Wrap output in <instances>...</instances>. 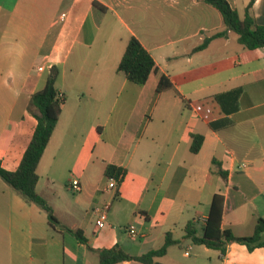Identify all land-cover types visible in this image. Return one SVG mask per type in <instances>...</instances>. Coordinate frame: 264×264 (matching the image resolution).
Wrapping results in <instances>:
<instances>
[{"label": "crops", "instance_id": "crops-1", "mask_svg": "<svg viewBox=\"0 0 264 264\" xmlns=\"http://www.w3.org/2000/svg\"><path fill=\"white\" fill-rule=\"evenodd\" d=\"M228 1L244 18L251 0ZM121 14L132 21L127 40L116 50L108 42L96 46L107 16L124 24ZM250 14L264 25V0H255ZM165 20L170 25L160 23ZM145 24L150 28L141 31ZM224 31L221 13L201 0H0L2 167L18 169L38 124L30 99L57 66L65 103L38 166L37 193L62 225L83 231L94 251L119 247L141 257L172 234L177 243L156 259L162 264H264V246L232 243L222 254L186 233L192 223L203 235L215 194L225 197L222 228L236 236H252L264 219V49H246L232 31L215 37ZM132 36L158 68L142 86L118 72ZM96 50L102 55L88 62ZM110 55L114 62L105 61ZM162 75L174 88L157 93ZM238 88L239 109L217 131L183 102ZM194 134L204 136L197 154L191 152ZM110 164L127 170L119 196L105 176ZM74 180L78 193L70 189ZM105 207L109 221L98 230L96 209ZM0 264L100 260L72 235L54 231L42 209L0 178Z\"/></svg>", "mask_w": 264, "mask_h": 264}, {"label": "trees", "instance_id": "trees-1", "mask_svg": "<svg viewBox=\"0 0 264 264\" xmlns=\"http://www.w3.org/2000/svg\"><path fill=\"white\" fill-rule=\"evenodd\" d=\"M201 1L217 9L223 17L226 31L217 34L215 37H223L228 31H232L238 36L239 43L246 49H264V25L257 24L250 14L255 0L250 1L244 18L240 17L238 11L228 0ZM94 6L102 11L106 10L97 2L94 3ZM209 42V39L206 40L197 50L205 49ZM154 71H158V68L153 57L139 39L132 36L118 66V72L124 74L130 83L142 86L147 83L151 73ZM59 77L60 69L57 66L52 67L45 87L32 95L28 110L38 121L34 135L16 171H7L2 167L0 161V178L28 203L42 209L47 214L49 226L54 231L68 233L79 244L86 246L90 251L98 253L100 264H119L124 261H137L141 264H162L156 259L165 256L169 247L177 243L173 239L172 234L166 236V241L160 249L152 250L141 257L130 256L119 247L94 251L89 246L88 239L83 231L72 230L62 225L55 216L50 204L37 193L39 182L38 166L57 127L62 114L63 104L65 103L64 95L60 94L56 87ZM173 88L174 85L170 79L162 75L156 91L161 93ZM242 91L241 88H238L202 100L183 99V102L188 109L195 110L200 118L207 121L210 127L217 131L230 124V120L226 117L238 111ZM203 142L204 136L192 135L191 152L193 154L199 153ZM214 164L220 166L217 162H214ZM126 174L127 170L125 168L116 165H107L105 169V176L108 179H114L118 184L117 196H119V188ZM218 174L224 179L227 178V172L222 169H219ZM224 206L225 197L221 194H215L211 201L203 235L198 236L195 226L189 223L186 227L187 238L196 245H203L208 249L220 251L222 254L226 253L228 245L232 243L246 245L249 250L263 247L264 219L260 218L258 220L252 236L238 237L231 230L222 228Z\"/></svg>", "mask_w": 264, "mask_h": 264}, {"label": "rangeland", "instance_id": "rangeland-1", "mask_svg": "<svg viewBox=\"0 0 264 264\" xmlns=\"http://www.w3.org/2000/svg\"><path fill=\"white\" fill-rule=\"evenodd\" d=\"M121 17L123 19L124 24L120 23L117 21L115 17L112 15H108L106 19V23L102 25L101 30L98 33V38L96 41V46L101 45L103 43L108 42V44L111 45L110 50H116L120 46H122L123 41L127 40L128 36V31L126 26L132 25V21L129 18H126L123 14H121ZM128 17V16H127ZM162 24H165L166 26L170 25L169 20H165L164 22H160ZM146 26L141 29V31H146L147 29L150 28L147 24ZM100 51L94 52V56L97 55V58L94 59V57H91L88 62H97V60L100 58L102 53H99ZM107 53V52H106ZM94 59V60H93ZM106 62H114V57L110 55V57H107L105 59ZM90 65V64H89ZM88 65L87 70H90L91 67ZM47 73H45V76Z\"/></svg>", "mask_w": 264, "mask_h": 264}, {"label": "built area", "instance_id": "built-area-1", "mask_svg": "<svg viewBox=\"0 0 264 264\" xmlns=\"http://www.w3.org/2000/svg\"><path fill=\"white\" fill-rule=\"evenodd\" d=\"M109 188L110 189H116L118 187L117 182L114 179L109 180ZM70 189L74 193H78L81 191V184L78 180H74L72 184L70 185ZM97 213V220H96V227L98 230L104 229L109 221V208L105 207L104 209H96ZM127 231L131 235V237H136L137 236V231L134 226H129L127 228Z\"/></svg>", "mask_w": 264, "mask_h": 264}]
</instances>
